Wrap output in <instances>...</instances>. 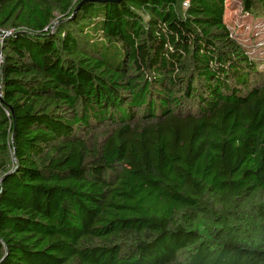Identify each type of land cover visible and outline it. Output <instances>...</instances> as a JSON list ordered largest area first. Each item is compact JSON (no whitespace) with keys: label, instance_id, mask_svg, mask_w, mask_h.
Returning <instances> with one entry per match:
<instances>
[{"label":"trees","instance_id":"obj_1","mask_svg":"<svg viewBox=\"0 0 264 264\" xmlns=\"http://www.w3.org/2000/svg\"><path fill=\"white\" fill-rule=\"evenodd\" d=\"M226 2L0 0V264H264V69Z\"/></svg>","mask_w":264,"mask_h":264},{"label":"rangeland","instance_id":"obj_2","mask_svg":"<svg viewBox=\"0 0 264 264\" xmlns=\"http://www.w3.org/2000/svg\"><path fill=\"white\" fill-rule=\"evenodd\" d=\"M226 22L234 37L264 69V13L259 9L252 14L247 13L239 0H227ZM57 25L58 22H54L53 31Z\"/></svg>","mask_w":264,"mask_h":264},{"label":"built area","instance_id":"obj_3","mask_svg":"<svg viewBox=\"0 0 264 264\" xmlns=\"http://www.w3.org/2000/svg\"><path fill=\"white\" fill-rule=\"evenodd\" d=\"M13 34V31L0 29V49L6 38L10 37ZM0 61L3 62V55L0 50Z\"/></svg>","mask_w":264,"mask_h":264},{"label":"water","instance_id":"obj_4","mask_svg":"<svg viewBox=\"0 0 264 264\" xmlns=\"http://www.w3.org/2000/svg\"><path fill=\"white\" fill-rule=\"evenodd\" d=\"M96 2H101V1H104V0H95ZM114 1H119V0H114Z\"/></svg>","mask_w":264,"mask_h":264}]
</instances>
